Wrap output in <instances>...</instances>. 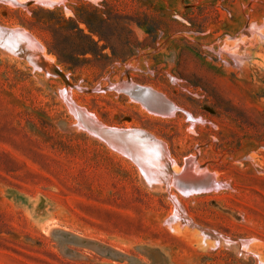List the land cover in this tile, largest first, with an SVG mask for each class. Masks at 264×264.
I'll return each mask as SVG.
<instances>
[{
    "label": "rangeland",
    "instance_id": "1",
    "mask_svg": "<svg viewBox=\"0 0 264 264\" xmlns=\"http://www.w3.org/2000/svg\"><path fill=\"white\" fill-rule=\"evenodd\" d=\"M26 1L0 2V28L33 36L67 78L0 44V264H264V0ZM71 21L95 44L70 40ZM126 83L179 109L148 110ZM63 88L105 125L165 141L178 172L220 184L151 186L78 126ZM171 195L191 224L168 222Z\"/></svg>",
    "mask_w": 264,
    "mask_h": 264
},
{
    "label": "bare ground",
    "instance_id": "2",
    "mask_svg": "<svg viewBox=\"0 0 264 264\" xmlns=\"http://www.w3.org/2000/svg\"><path fill=\"white\" fill-rule=\"evenodd\" d=\"M32 1H30V2H32ZM0 2H2V4L3 3H5V4L9 3L12 5L21 6V7L22 6L24 7L25 5H27L26 3H28V1H26V0H0ZM43 2H46V3L50 2L48 4H51L53 2L54 3H56V2L61 3V0H44ZM25 7H24V9H25ZM0 44L3 45L4 47L8 48L11 51L20 52L21 55H23L27 51L28 55H26V54L25 55L28 56L29 57L28 59H30V61H32L35 64L37 63L38 65L39 64L41 65V64L47 63L46 60L48 58H47L46 52L44 51V47L39 43V41H37L30 34L26 33L24 30H20V29L8 30L7 28H0ZM28 50H29V53H28ZM20 53H18V55ZM237 59H238V57H237ZM47 61L50 62L49 60H47ZM47 64H51V67H53V70L63 74V72H61V70H59V67H54L53 62L47 63ZM47 71L49 72V70H47ZM51 73H53V72H51ZM62 76L66 77L67 75L65 76V74H63ZM68 79H67V81H68ZM175 81L177 82L179 80L175 79ZM68 83H70V82L68 81ZM65 88L61 89L63 99L67 103V105L70 108V110L72 111L73 115L78 117V126L81 128H84V129L88 130L89 132H91L92 134L98 136L103 141H105L107 144H109L113 149H115L121 153H124L123 155L126 154L127 156H129L136 163V165L139 167V170L141 171L142 177L144 179H146L148 182H150L151 186H152V184L157 185V186H162V184H164V185H166L168 190L171 186H176L177 188H179V190L183 194L190 195V194H193L195 192H200L202 190L210 189L211 187L213 188L214 186L220 184V182L217 180V178H215L214 175H212L210 173H204V174L197 175L198 172L195 174V172H191L189 170L178 172L177 169L175 168L176 163L172 159L170 152H169V149H168V146H167V143L165 141H163L162 139H160V138L156 137L155 135H153V134H151L145 130H142V129L141 130L140 129H133V128L132 129L131 128H129V129L128 128L127 129H122V128L118 129V128H114V127L112 128V127L105 125L104 123H102L99 120V118L95 114L90 113L84 107L77 104L75 102V100L72 98L71 90L69 88L66 90ZM119 90H123V91L127 92L135 100H140L141 103L145 107L148 108V110H151V111L156 112V113L175 114L177 112V109H179L177 104L173 103L166 95L159 93V92H157L151 88H148V87H141V86H137V85L132 84V83H126V84L120 85ZM139 96H140V98H139ZM153 112H151V113H153ZM173 116H175V115H173ZM190 120L194 124H196L195 122L203 121L202 118L200 119V118H197L194 116H192L190 118ZM191 169L192 168H190V170ZM148 186H150V185H148ZM171 200L174 201L175 210H174L172 216L170 217V219L168 220V222L174 221L175 219L176 220H182L183 219V220L189 222V224H191L192 219L186 213V211H185L184 207L182 206V204L180 203L178 197L175 195H171ZM171 223H169V224H171ZM179 227H180V225H179ZM223 239L224 240L226 239L228 241L232 240L228 237L223 238ZM241 241L242 240H240V242ZM257 255H259V254H257Z\"/></svg>",
    "mask_w": 264,
    "mask_h": 264
},
{
    "label": "trees",
    "instance_id": "3",
    "mask_svg": "<svg viewBox=\"0 0 264 264\" xmlns=\"http://www.w3.org/2000/svg\"><path fill=\"white\" fill-rule=\"evenodd\" d=\"M80 21H82V22H84L86 25H87V27H88V29H89V31H90V33L91 34H94V35H98L99 37H100V40H103V36L100 34V32L98 31V30H96L94 27H93V25L92 24H90V23H88V22H86V21H84V20H80ZM72 23H73V25L75 26L73 29H71V30H67V32H68V34H69V39L70 40H72V38H73V35H74V32H80V33H82L83 34V36L85 37V38H87V39H89L93 44H95V42H94V40H93V38H92V36H90V35H86V34H84V32L81 30V29H79V27H78V24L75 22V21H71ZM101 22L103 23V24H107V22L106 21H103L102 19H101ZM74 30H76V31H74ZM73 51H75V50H73ZM83 52H93V53H96L95 52V50H87V48H83V50H82ZM50 52H53V50H50ZM53 53H56V54H61L60 52H58L57 50H55V52H53ZM61 61V60H60ZM62 62V61H61ZM65 61H63L62 63H64Z\"/></svg>",
    "mask_w": 264,
    "mask_h": 264
}]
</instances>
